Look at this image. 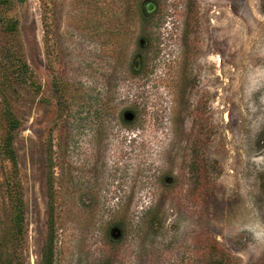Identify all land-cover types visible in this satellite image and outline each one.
<instances>
[{
	"label": "rangeland",
	"instance_id": "1",
	"mask_svg": "<svg viewBox=\"0 0 264 264\" xmlns=\"http://www.w3.org/2000/svg\"><path fill=\"white\" fill-rule=\"evenodd\" d=\"M49 246L264 264V0H0V264Z\"/></svg>",
	"mask_w": 264,
	"mask_h": 264
},
{
	"label": "trees",
	"instance_id": "2",
	"mask_svg": "<svg viewBox=\"0 0 264 264\" xmlns=\"http://www.w3.org/2000/svg\"><path fill=\"white\" fill-rule=\"evenodd\" d=\"M25 0H21V2H23ZM21 69V68H19ZM17 125L13 123V128L15 129ZM10 158L14 161H16V154L13 150L10 151ZM18 203H21V200L18 201ZM14 222H15V226H16V233L17 235H21L22 230H23V226H24V212H23V206L22 205H18L17 209H16V216L14 218ZM16 255V253H14ZM8 262L4 263L2 262V264H15L13 263V258L8 254ZM44 259H45V264H53L52 263V254H51V248L49 246V248L47 249V251L45 252L44 255Z\"/></svg>",
	"mask_w": 264,
	"mask_h": 264
},
{
	"label": "water",
	"instance_id": "3",
	"mask_svg": "<svg viewBox=\"0 0 264 264\" xmlns=\"http://www.w3.org/2000/svg\"><path fill=\"white\" fill-rule=\"evenodd\" d=\"M133 118V117H130V119Z\"/></svg>",
	"mask_w": 264,
	"mask_h": 264
}]
</instances>
